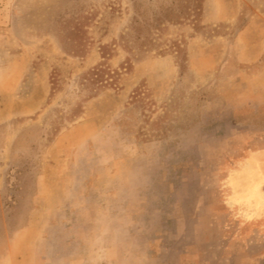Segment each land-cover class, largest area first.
<instances>
[{"label": "rangeland", "instance_id": "374dc122", "mask_svg": "<svg viewBox=\"0 0 264 264\" xmlns=\"http://www.w3.org/2000/svg\"><path fill=\"white\" fill-rule=\"evenodd\" d=\"M192 9L0 0V264H264V0Z\"/></svg>", "mask_w": 264, "mask_h": 264}, {"label": "trees", "instance_id": "16d2710c", "mask_svg": "<svg viewBox=\"0 0 264 264\" xmlns=\"http://www.w3.org/2000/svg\"><path fill=\"white\" fill-rule=\"evenodd\" d=\"M190 1V0H189ZM175 6V5H173ZM175 7L179 8L181 11H186L185 8L188 7V9H191L192 6L186 4H178ZM175 7H171L170 9H167V14L170 13H175ZM201 9V0H193V11L196 12V10ZM182 12V13H183ZM183 20V16L178 15L177 17H167L161 20V18H156L155 20H147L144 18H136L131 26V30L129 31V35L132 36V34H135L136 40H139V46L147 47V42H152L153 37V30H159L160 27L156 25H163L166 22H181ZM110 72L107 70V67L104 66H99L97 68H94L93 70H90L87 73L86 80L90 82V84H96L99 85L100 87L107 86L109 84L110 78L113 79L112 76L109 75ZM106 75H108L106 77ZM110 77V78H108Z\"/></svg>", "mask_w": 264, "mask_h": 264}]
</instances>
